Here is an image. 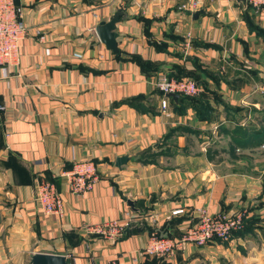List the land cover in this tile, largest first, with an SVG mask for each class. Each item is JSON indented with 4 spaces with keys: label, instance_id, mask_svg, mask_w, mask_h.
Returning <instances> with one entry per match:
<instances>
[{
    "label": "crops",
    "instance_id": "0c3cea01",
    "mask_svg": "<svg viewBox=\"0 0 264 264\" xmlns=\"http://www.w3.org/2000/svg\"><path fill=\"white\" fill-rule=\"evenodd\" d=\"M14 1L26 34L19 62L0 67V264H28L36 251L71 252L70 264H264V143L234 134L263 107L264 13L242 0L193 10L188 0ZM120 5L116 54L95 26ZM161 71L195 78L199 92L161 111ZM133 97L144 109L125 102ZM78 160L97 169L81 194L60 175ZM42 177L55 182L61 215L34 200ZM200 207L240 212L248 229L170 258L141 252L150 214L178 235ZM127 208L133 218L114 240L84 229Z\"/></svg>",
    "mask_w": 264,
    "mask_h": 264
},
{
    "label": "built area",
    "instance_id": "2783aa9c",
    "mask_svg": "<svg viewBox=\"0 0 264 264\" xmlns=\"http://www.w3.org/2000/svg\"><path fill=\"white\" fill-rule=\"evenodd\" d=\"M188 8L195 9L198 0H188ZM247 4L256 13H264V0H247ZM22 7L14 0H0V67L7 69L19 62L20 41L26 34V25L21 19ZM39 39L45 40V34L40 33ZM155 87L160 96L161 111H166L169 105L167 92H177L180 95L193 96L199 92L195 78L191 76H175L161 71L156 74ZM5 105L0 104V110ZM65 178L70 192L81 194L90 189L97 178L96 165L92 160L75 161L70 170L60 174ZM34 200L43 213H63V201L53 180L39 178L35 184ZM182 208L173 209L172 214L182 212ZM133 218V212L127 208L119 217L105 220L97 225H84L87 233L98 234L106 239L114 240L122 236ZM150 229L147 232L145 244L141 252L165 258L174 256L184 244L204 245L210 241H227L232 238L234 231L244 226L240 212L216 211L200 207L195 219L186 224L178 235H160L156 228V214H150ZM65 257L73 256L71 252L63 253ZM109 264H116L111 260Z\"/></svg>",
    "mask_w": 264,
    "mask_h": 264
},
{
    "label": "water",
    "instance_id": "95a60500",
    "mask_svg": "<svg viewBox=\"0 0 264 264\" xmlns=\"http://www.w3.org/2000/svg\"><path fill=\"white\" fill-rule=\"evenodd\" d=\"M244 2V6L247 5V0H242ZM124 8L120 5L114 14L108 20H100L96 26L95 30L98 34L99 39L105 44L107 48H109L113 53L118 54L119 49L117 46V31L115 30L116 23L120 20V16L123 12ZM198 11L194 12L196 16ZM166 95L176 100L179 97V93L177 92H167ZM128 159V155H120L115 159L116 165H121ZM130 204L133 202L128 200ZM167 232L160 231V235H166ZM30 264H70L68 263L66 257L62 253H54V252H45V251H36L31 254Z\"/></svg>",
    "mask_w": 264,
    "mask_h": 264
},
{
    "label": "trees",
    "instance_id": "16d2710c",
    "mask_svg": "<svg viewBox=\"0 0 264 264\" xmlns=\"http://www.w3.org/2000/svg\"><path fill=\"white\" fill-rule=\"evenodd\" d=\"M248 5V4H247ZM249 6V5H248ZM170 75H175V76H184L178 73H172V72H168ZM195 96V95H193ZM193 96H188V95H179V97L177 98V100L181 101L184 100L186 98H192ZM138 99L139 97H133L130 99H125V102L129 103L130 105L138 108V109H144L140 106V104H138ZM256 108H252V111H255ZM264 117V116H263ZM260 124L259 125H254L253 122H250L249 125L246 127V129H244V127L242 128V126L240 124H237L234 129V134L238 135L240 137H238V139L235 136L236 142L239 143H264V119L260 118ZM249 130V132L247 131ZM150 149H146V151H149ZM148 154H146V156L144 157L143 161H147L148 160ZM248 229V224L246 225V223L244 224V226L241 229H238L236 231H234L233 234H240V233H244L246 230Z\"/></svg>",
    "mask_w": 264,
    "mask_h": 264
},
{
    "label": "rangeland",
    "instance_id": "374dc122",
    "mask_svg": "<svg viewBox=\"0 0 264 264\" xmlns=\"http://www.w3.org/2000/svg\"><path fill=\"white\" fill-rule=\"evenodd\" d=\"M256 97H260L259 93H257ZM261 105L263 106L262 109L256 108V110L254 112L252 111V114H251V118L253 117L252 120L254 121L253 123L256 126L258 125L259 121L261 120L260 118L264 119V117H263L264 116V102L263 101L259 106H261ZM28 264H30V260H29Z\"/></svg>",
    "mask_w": 264,
    "mask_h": 264
}]
</instances>
